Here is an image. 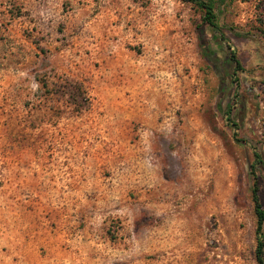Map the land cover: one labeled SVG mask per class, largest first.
Returning a JSON list of instances; mask_svg holds the SVG:
<instances>
[{"label": "rangeland", "instance_id": "obj_1", "mask_svg": "<svg viewBox=\"0 0 264 264\" xmlns=\"http://www.w3.org/2000/svg\"><path fill=\"white\" fill-rule=\"evenodd\" d=\"M210 1L215 33L185 0H0V264L5 226L50 264L55 207L114 190L164 196L123 242L136 255L57 264H257L264 0Z\"/></svg>", "mask_w": 264, "mask_h": 264}, {"label": "crops", "instance_id": "obj_2", "mask_svg": "<svg viewBox=\"0 0 264 264\" xmlns=\"http://www.w3.org/2000/svg\"><path fill=\"white\" fill-rule=\"evenodd\" d=\"M100 194L101 197L95 201L67 202L62 207L65 211H58V207H55V213L51 212V222L54 217L56 220L47 238L50 264H57L59 257L105 261L111 257L136 255V248L123 244L130 240V231L136 224L153 217L163 218L167 210L161 193L156 196L141 195L133 200L118 195L116 190L113 194L105 191ZM59 212L61 221L58 219ZM78 216L83 217L84 224L77 228L75 218ZM19 233L18 227L5 226V264H28L30 259L26 249L34 253L36 261L33 260L31 264H41L42 260L35 251L37 241H34L33 246L26 245Z\"/></svg>", "mask_w": 264, "mask_h": 264}, {"label": "trees", "instance_id": "obj_3", "mask_svg": "<svg viewBox=\"0 0 264 264\" xmlns=\"http://www.w3.org/2000/svg\"><path fill=\"white\" fill-rule=\"evenodd\" d=\"M188 3H191L193 6H196L200 12H201V25L203 27H208L212 33L218 32L219 26L216 21V14L214 11V6L212 1L210 0H185ZM202 48L204 52L208 51V48L206 47V44L202 45ZM230 60L232 61V64L237 70L241 69V64L239 60L236 58V55L234 52H230L229 54ZM207 57V55H206ZM82 86L80 84L72 83V85L68 86V89L72 90L73 94H76L77 97H83L84 93L81 89ZM62 89H66L65 87H62ZM64 91V90H63ZM81 101L83 99L81 98ZM80 104L81 102H78V104L75 105V111H78L81 109ZM226 116H228L231 112L230 109H226L225 111ZM229 121H233L232 118L227 117ZM232 125L236 126L237 124H234L232 122ZM261 167H264L262 158L258 152H253V161L251 162L249 166V174L252 178V185L250 188L251 192V200L253 203V210L256 216V228H255V234H256V247H255V261L257 264H264V208L261 204L260 198H259V191H260V178L258 176V171Z\"/></svg>", "mask_w": 264, "mask_h": 264}]
</instances>
